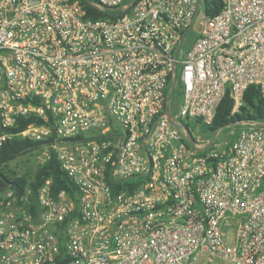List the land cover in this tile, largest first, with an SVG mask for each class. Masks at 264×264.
I'll return each mask as SVG.
<instances>
[{
	"label": "built area",
	"instance_id": "built-area-1",
	"mask_svg": "<svg viewBox=\"0 0 264 264\" xmlns=\"http://www.w3.org/2000/svg\"><path fill=\"white\" fill-rule=\"evenodd\" d=\"M204 3L0 0V146L44 141L78 188L0 189V264H264V122L205 130L264 96V0Z\"/></svg>",
	"mask_w": 264,
	"mask_h": 264
},
{
	"label": "trees",
	"instance_id": "trees-1",
	"mask_svg": "<svg viewBox=\"0 0 264 264\" xmlns=\"http://www.w3.org/2000/svg\"><path fill=\"white\" fill-rule=\"evenodd\" d=\"M86 7L89 9V16L92 18H99L106 16L105 13L97 11L89 6L90 0H82ZM221 6V0H205L204 12L208 16L214 15ZM200 34L199 29L193 26L189 31V39L187 47L197 38ZM181 98V92L175 94V102H179ZM232 100L227 93L217 110L216 117L212 124L205 127V130L214 131L219 127L226 126L239 119H255L264 122V96L259 85L252 84L248 87L245 93L244 105L241 111L236 115L231 114ZM31 120V119H30ZM30 120L23 121L19 128L24 127ZM184 124L192 129L193 124L189 121H183ZM44 141H34L30 139L15 138L6 142L0 146V189L6 187L15 188L20 194L27 193L29 190L28 198L26 202L29 207L37 209L38 207V194L39 189L47 178H52V190L58 192L66 190L71 197L75 198V192H77L76 183L68 176V174L61 167L60 160L55 152H53L51 158L43 164H38L32 172H26L23 174L13 173L8 174L6 166L9 162L15 160L19 156L33 152L39 149Z\"/></svg>",
	"mask_w": 264,
	"mask_h": 264
},
{
	"label": "rangeland",
	"instance_id": "rangeland-1",
	"mask_svg": "<svg viewBox=\"0 0 264 264\" xmlns=\"http://www.w3.org/2000/svg\"><path fill=\"white\" fill-rule=\"evenodd\" d=\"M238 130L239 126H237L236 124L226 126L221 130V134L220 136H217V138L220 137L224 140H231L234 136L233 134ZM37 153L39 152L37 150H34L33 152L19 156L15 160L8 163V165L5 167L6 171L10 175H12L13 173L23 174L26 172H32L36 167ZM202 259L203 260L199 264H207L205 258L203 257ZM211 264H217V262H212ZM221 264L226 263L222 261Z\"/></svg>",
	"mask_w": 264,
	"mask_h": 264
},
{
	"label": "water",
	"instance_id": "water-1",
	"mask_svg": "<svg viewBox=\"0 0 264 264\" xmlns=\"http://www.w3.org/2000/svg\"><path fill=\"white\" fill-rule=\"evenodd\" d=\"M168 116L172 117V113L170 111H168ZM262 124H264V123H262ZM186 129H187L189 137L191 138V140H193V137H192V134H191L190 130L188 128H186Z\"/></svg>",
	"mask_w": 264,
	"mask_h": 264
}]
</instances>
